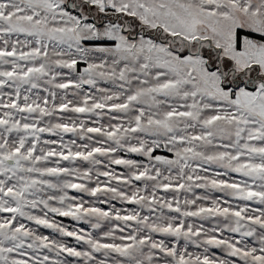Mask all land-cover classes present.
Wrapping results in <instances>:
<instances>
[{
  "label": "snow or ice",
  "instance_id": "1",
  "mask_svg": "<svg viewBox=\"0 0 264 264\" xmlns=\"http://www.w3.org/2000/svg\"><path fill=\"white\" fill-rule=\"evenodd\" d=\"M72 261L264 264V0H0V264Z\"/></svg>",
  "mask_w": 264,
  "mask_h": 264
},
{
  "label": "rangeland",
  "instance_id": "2",
  "mask_svg": "<svg viewBox=\"0 0 264 264\" xmlns=\"http://www.w3.org/2000/svg\"><path fill=\"white\" fill-rule=\"evenodd\" d=\"M117 206H119V204H118ZM62 219H63L64 223H66V224H72V223H74V222H72V221H71L70 219H68V218H62ZM79 226H80V227H87L86 225H83V224H81V225H79ZM41 231L44 232L45 234H50V230L41 229ZM69 243H74V241H72L71 238H69ZM191 250H193V249L190 248V251H191ZM72 264H75V261H72Z\"/></svg>",
  "mask_w": 264,
  "mask_h": 264
}]
</instances>
